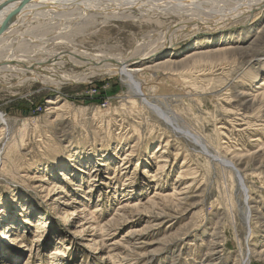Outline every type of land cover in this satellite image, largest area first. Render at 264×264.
<instances>
[{
    "label": "rangeland",
    "instance_id": "rangeland-1",
    "mask_svg": "<svg viewBox=\"0 0 264 264\" xmlns=\"http://www.w3.org/2000/svg\"><path fill=\"white\" fill-rule=\"evenodd\" d=\"M203 1L115 16L74 4L4 36L0 62L30 68L0 70V264H264V8L246 19L243 0ZM169 42L129 65L169 123L75 59ZM183 131L233 159L245 192Z\"/></svg>",
    "mask_w": 264,
    "mask_h": 264
},
{
    "label": "bare ground",
    "instance_id": "bare-ground-1",
    "mask_svg": "<svg viewBox=\"0 0 264 264\" xmlns=\"http://www.w3.org/2000/svg\"><path fill=\"white\" fill-rule=\"evenodd\" d=\"M14 0H0V7L3 3L9 2L10 4H8L5 8H3L2 10H0V47L1 44L4 40V36L8 33H10L12 31V29H16V27L20 24V22H22V20H24L26 18V16L28 14H31L32 17L38 18V17H45V18H50L52 16H56L59 14H63L65 12H70V10H72L73 8H70L71 6L69 5H76V4H83L82 7L83 9L80 10L81 8H76L77 11L79 10V15H86L85 13H92L94 16L98 14V16L100 15H111V16H115L116 14H123L126 13L128 14V12H130L131 8L133 7H146L147 9L149 8H153L154 7H162L164 10H169L172 7L174 9H178L182 6V4L185 5V3H187L186 1L188 0H32L28 3H23L22 0H15V2H13ZM190 1V0H189ZM203 1V0H202ZM218 1V0H217ZM233 2H235L234 0H232ZM241 1V0H240ZM201 3V1H198ZM197 2V3H198ZM205 0L203 1L202 4H204ZM206 2H208L206 0ZM213 2L212 0L209 1ZM221 2V0H220ZM228 2V0H227ZM226 4H231L227 3ZM237 2V1H236ZM191 3V2H190ZM193 3V0H192ZM195 3V2H194ZM199 3V4H200ZM216 3V2H215ZM215 3L213 4V6L215 5ZM219 3V2H218ZM224 3V1H223ZM189 4V3H188ZM187 4V5H188ZM201 4V5H202ZM221 4V3H220ZM233 4V3H232ZM106 6V8L110 9L109 11H106L103 6ZM192 5V4H191ZM198 5V4H196ZM200 7H203L201 6ZM207 5V4H206ZM204 5V6H206ZM235 6V4H233ZM232 5V6H233ZM67 6V7H66ZM69 6V7H68ZM102 6V7H101ZM189 6V5H188ZM195 6V5H194ZM193 6V7H194ZM220 6V5H219ZM216 6V7H219ZM222 6V5H221ZM224 6L226 7L225 3ZM75 7V6H74ZM80 7V6H79ZM99 7V8H98ZM101 7V8H100ZM178 7V8H175ZM192 7V6H191ZM223 7V6H222ZM230 7V6H228ZM228 7H226V10L228 9ZM238 7V6H237ZM146 8L144 10H146ZM182 8V7H181ZM197 8V7H195ZM204 8V7H203ZM202 8V10H203ZM210 8V7H209ZM208 6L206 7V9H209ZM215 8V7H214ZM221 8V7H220ZM236 8V7H235ZM264 8V0H243L241 2V4L239 5L238 8H236L234 11L235 15L233 14V12L230 11V13H232L235 17L236 16H245L246 19H250L252 18L254 15H256V13L260 12L261 9ZM1 9V8H0ZM157 9V8H156ZM161 9V8H159ZM186 9V8H185ZM190 9V8H189ZM213 9V7H212ZM224 9V8H223ZM152 11V9H150ZM162 10V9H161ZM181 10V9H180ZM192 10V9H190ZM197 10V9H196ZM195 10V12H196ZM201 10V9H198ZM215 10V9H214ZM226 10L224 9V11L226 12ZM230 10V8H229ZM228 10V11H229ZM157 11V10H156ZM171 11V10H169ZM176 11V10H175ZM194 11V10H193ZM217 11V10H216ZM227 11V12H228ZM118 12V13H117ZM163 12V10H162ZM165 12V11H164ZM174 12V11H173ZM183 11H181L182 13ZM186 12V11H185ZM211 12V10H210ZM209 12V13H210ZM172 13V11H171ZM200 13V12H199ZM214 13V11L212 12ZM217 14V12H215ZM221 12H218V14H220ZM229 13V12H228ZM226 13V14H228ZM229 13V14H230ZM89 14V16H90ZM179 14V12L177 13ZM185 14V13H184ZM191 14V12H189V15ZM197 14V13H195ZM224 14V13H223ZM222 14V15H223ZM224 14V15H226ZM259 14V13H258ZM257 14V15H258ZM186 15V14H185ZM201 15V14H199ZM210 15V14H209ZM214 15V14H213ZM106 16V17H107ZM193 16V14H192ZM196 16V15H195ZM218 16V15H217ZM58 17V16H57ZM84 18V16H81ZM88 17V15L86 16ZM86 17L84 18L86 20ZM92 17V16H90ZM90 17H88L87 19H89ZM104 17V16H103ZM188 17V16H187ZM199 17V16H197ZM201 18L203 16H200ZM232 17V16H231ZM56 18V17H55ZM110 18V17H109ZM180 18V17H179ZM204 18V17H203ZM202 18V19H203ZM215 18V17H214ZM28 19V18H27ZM32 19V18H31ZM42 19V18H41ZM54 19V18H52ZM197 19V18H195ZM202 19H198V20H202ZM229 19V18H228ZM245 19V20H246ZM44 20V19H43ZM206 20V19H205ZM204 20V21H205ZM87 21V20H86ZM203 21V22H204ZM224 21V20H223ZM228 21V20H227ZM46 22V21H45ZM194 22V21H193ZM221 22V21H220ZM27 23V22H26ZM30 23V22H29ZM81 23V22H80ZM213 23V22H212ZM219 23V21H218ZM182 24V23H180ZM185 24V23H184ZM222 24V22H221ZM220 24V25H221ZM224 24V23H223ZM29 25V24H28ZM187 25V24H186ZM204 25V24H203ZM20 26V25H19ZM183 26V25H182ZM218 26V25H217ZM180 27V26H179ZM185 27V26H184ZM221 27V26H220ZM183 28V27H180ZM80 29V28H79ZM179 29V28H178ZM18 30V29H17ZM16 33V32H15ZM13 35V34H12ZM174 44V42H169L167 44H163L161 46V48H159L158 50H153L151 51L149 54H141L140 56L138 55V57H130V58H125V59H121V60H117V59H113V57H105V56H92L91 54L85 56H81L79 54H76L77 56H75L79 63L82 64H89L90 67H95L97 69L98 72L103 73V74H108V75H114V74H118L120 75L124 81H126L128 87H130L131 89H133V91L135 92V94L137 96L140 97L141 99V103L144 104L145 106L149 107L150 109H152L153 111H155L156 113H158L157 115L161 116L163 118V120H167L166 122L169 123V121L171 122V120L169 119V117L167 115L164 114V111L159 107V105H156L154 103H152L144 94V91L140 88L139 83L136 81L135 77H134V71L140 70V68H135V67H129V65H131L134 62H139L140 60L143 59H148L151 60L152 58H158V56L161 55H167V53L165 50V48H170L172 47V45ZM159 46V45H158ZM231 48V47H230ZM242 48V47H241ZM235 50V49H234ZM207 51V50H206ZM199 53V52H198ZM86 55V54H84ZM168 55H172V53H169ZM193 55V54H192ZM89 56V57H88ZM96 57V58H95ZM21 60V59H20ZM7 62H0L1 68L0 70H12L13 69H17V67H15V65H8V63H10L11 61H16L18 62L17 64H20L24 67V69H28L30 68V65L27 66L25 65L22 60H13V59H8L5 60ZM99 61V62H98ZM163 61V60H162ZM231 61V60H230ZM75 63V62H74ZM128 63V64H126ZM242 63V62H241ZM28 64V63H27ZM45 67L48 65H51V61L50 63L45 62ZM3 65V66H2ZM81 65V64H80ZM41 67V66H40ZM44 67V66H43ZM46 67V68H47ZM143 67V66H142ZM94 71V70H93ZM92 71V72H93ZM31 72V71H30ZM69 73V72H68ZM72 74V73H71ZM254 76V75H253ZM66 78V77H65ZM83 78V77H81ZM80 78V79H81ZM84 79V78H83ZM233 86V85H232ZM236 90V89H235ZM240 92L242 93V91L240 90ZM239 92V94H240ZM247 92H244V94L246 95ZM243 95L240 94L238 96ZM248 95V94H247ZM129 98V97H128ZM255 100V99H254ZM252 102V100H251ZM161 118V119H162ZM165 118V119H164ZM178 128V127H177ZM185 133H187V135L189 136L190 139H192L196 144H198V146L201 148V150L204 152V154L208 155L209 158L213 159L214 161H220L221 164L224 165H228V167H230L238 176V180H239V185L241 186V188L243 189V191L245 192V185H244V180L240 174V171L237 168V165L233 162V159H225V158H219L216 155L212 154L207 145L205 143H203L198 135H194L189 133L188 131H183ZM185 135V134H184ZM123 138H119L118 141L122 142ZM12 148H14V150H17L16 146H13ZM245 153V152H244ZM160 161V160H159ZM28 166H31V164H27ZM28 169V168H26ZM11 173V172H10ZM14 172L12 171V175L13 177L17 178L18 176V169L16 170V175L13 174ZM249 208V207H248ZM103 230H105V228L103 227ZM3 238L6 239H10L8 237V233L6 232L3 235ZM248 252L251 253V249H248ZM109 257V256H108ZM111 258V257H109ZM216 259V258H215ZM213 260V259H212ZM246 263V262H245ZM244 263V264H245Z\"/></svg>",
    "mask_w": 264,
    "mask_h": 264
},
{
    "label": "water",
    "instance_id": "water-1",
    "mask_svg": "<svg viewBox=\"0 0 264 264\" xmlns=\"http://www.w3.org/2000/svg\"><path fill=\"white\" fill-rule=\"evenodd\" d=\"M23 1V0H22ZM30 1H32V0H24L23 1V3L25 2V3H28V2H30ZM13 2H15V0L13 1ZM8 4H10L9 2H6V3H3L2 5H1V9L0 10H2L3 8H5Z\"/></svg>",
    "mask_w": 264,
    "mask_h": 264
}]
</instances>
